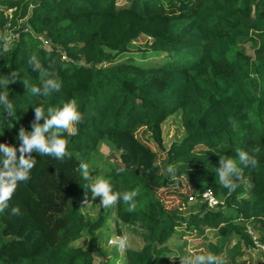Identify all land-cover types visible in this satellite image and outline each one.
Returning a JSON list of instances; mask_svg holds the SVG:
<instances>
[{
    "label": "trees",
    "instance_id": "1",
    "mask_svg": "<svg viewBox=\"0 0 264 264\" xmlns=\"http://www.w3.org/2000/svg\"><path fill=\"white\" fill-rule=\"evenodd\" d=\"M11 29L17 39L6 46ZM241 41H250L253 55ZM32 56L55 74L59 91L47 97L30 92L40 79L28 63ZM9 73L16 78L7 86L16 114L0 113V142L15 147L20 127L31 131L42 124L36 106L46 110L75 99L82 120L75 135L62 134L65 158L25 154L35 164L29 178L17 183L9 209L0 212V264H94V254L104 257L98 249L109 217L147 232L141 247L124 249L125 264H179L168 257L167 244L178 228L200 237L215 230L218 238H202L194 254L211 252L218 264H244L239 258L254 246L248 220L261 218L264 227V0H0V75ZM175 111L184 136L172 142L163 162L176 169L173 177L159 172L155 153L136 132L149 129L163 147L161 124ZM101 142L140 153L149 176L101 161ZM236 148L258 164L241 166L229 193L215 168L221 155L235 157ZM91 159L101 161L100 174L114 190H136L134 212L118 200L96 217L90 214L99 197L82 187L78 166ZM171 177L187 185L170 187L174 204L166 206L156 185ZM244 177L251 182L248 192ZM203 188L222 203L208 208L196 193ZM12 206L19 215L10 214ZM84 233L91 242L75 244ZM258 239L264 242V233Z\"/></svg>",
    "mask_w": 264,
    "mask_h": 264
},
{
    "label": "clouds",
    "instance_id": "2",
    "mask_svg": "<svg viewBox=\"0 0 264 264\" xmlns=\"http://www.w3.org/2000/svg\"><path fill=\"white\" fill-rule=\"evenodd\" d=\"M28 63L33 66L34 71H38L40 74L39 86L32 85L30 87V92L33 95L39 93L42 97H47L60 90V83L55 74L41 67L35 56H32ZM15 80L14 73H9L7 76L0 75V113L6 110L11 117L15 116L16 109L8 99L7 86ZM23 83L27 89L29 87L28 82L23 81ZM34 112L37 120L41 116L45 117L42 124H33L31 131H26L25 128L20 127L15 136V140H18L19 144L15 147L0 142V212L9 209L8 201L15 191L17 183L29 178L35 160L31 155L26 156L25 154L34 151L37 154L51 156L57 160L65 158L68 155L66 151L67 141L61 138L62 134L68 132L75 135L77 131L75 124L82 120L76 100L71 98L59 106H48L46 110L43 105L36 106ZM0 117L3 118L2 115ZM3 123L2 119L0 135H3ZM9 125L11 127V124ZM17 151L19 156L16 154ZM234 151L235 157L221 155L219 167L215 168L220 185L229 193L237 187L234 179L239 178L241 166L255 168L258 164L254 155L240 148H236ZM78 167L81 179L86 181L82 187L87 189V194H90L92 198L99 197L101 207L112 206L120 200L127 205V212L132 213L136 210L135 197L137 192L135 189L118 192L114 190L113 184L103 174H90L95 169L90 170L87 162L82 161ZM119 171L122 172L123 169H119ZM165 173L175 177L176 169L168 164L165 167ZM10 214L19 215L20 209L12 206ZM120 246L123 247V242ZM180 259L183 264H218V258L211 252L188 255Z\"/></svg>",
    "mask_w": 264,
    "mask_h": 264
},
{
    "label": "rangeland",
    "instance_id": "3",
    "mask_svg": "<svg viewBox=\"0 0 264 264\" xmlns=\"http://www.w3.org/2000/svg\"><path fill=\"white\" fill-rule=\"evenodd\" d=\"M118 2H123V0H118ZM16 39L17 35L11 29L6 33L4 43H6V46H10L11 43ZM143 41L144 39L137 42V44L142 43ZM47 42L48 40H44L42 43L44 47L49 48ZM240 46L246 54L253 55V49L251 47L250 41H241ZM136 136L140 140H138L139 142L148 145L150 151L155 153V163L159 165V172L165 173L163 162L165 163L167 159V149L172 144V142L180 141L184 136V130L180 123V112L175 111L174 113L170 114L161 124V141L163 147L159 146L156 141H154L150 134V130L145 127L140 128L136 132ZM98 147V151L102 155L101 161L106 160L107 162H110L112 165L117 166L120 169H139L149 176V167L145 164V158H143L140 153L129 149L127 147V144L114 146L109 142H101ZM96 157L98 158L97 155ZM101 161L97 160V163H95L94 161H92V159L89 160L88 164L90 170L95 169L93 170L92 175H94L95 173L100 174L101 170L99 168L101 167ZM167 176L170 175L167 174ZM149 178L150 181H152V177ZM243 181L245 182V189L248 192V189L251 186V182L247 177H244ZM162 185H164V187H162ZM186 185L187 184L185 182V179H172L171 177V179L169 178L168 180H166L164 184L159 183L158 180L156 187L158 191L160 189H163L162 194L165 192L163 195L165 205L172 206L174 204L173 200L175 199V196L168 194L167 191L170 189V187L180 190L183 187H186ZM198 191L199 190H197V192ZM219 199L222 203V198ZM194 201V198L191 199L190 205H193ZM87 203L89 204L90 202ZM111 207L112 206L104 208L101 207L98 200L97 202H95L91 209L88 208V211L93 217H96L97 214L103 213ZM222 208L225 211L230 210V208L224 204L222 205ZM186 210L188 211L189 207ZM261 224V218H251L247 222V232L250 237L256 241V244L253 247L246 249L244 254L239 258V260L244 264H264V249L259 246L264 242H261L258 239V237L264 233V227H262ZM102 231L103 234L99 242L98 250L104 253V257L102 258L94 254V264H102L107 260H112L109 261L108 264H125L123 260L124 249L126 247H141L148 239V235L145 230L126 223L114 221V219H111L110 217L106 222V227ZM123 237H125V239L121 241L120 238ZM202 238L206 240H216L218 238V234L215 232V230L206 229L204 237H200L195 232H185L182 234L180 228H178V230H176L167 241V244L171 251L170 254H168V257L174 261L179 262V264H183L180 258L188 256L190 252L194 254V249L197 247V243L201 241ZM91 240V237L84 233L83 237L77 240L75 244L87 245L91 242ZM111 240L112 242H110ZM121 242H123V247L120 246ZM234 242L235 239L233 238V241H231V243Z\"/></svg>",
    "mask_w": 264,
    "mask_h": 264
},
{
    "label": "built area",
    "instance_id": "4",
    "mask_svg": "<svg viewBox=\"0 0 264 264\" xmlns=\"http://www.w3.org/2000/svg\"><path fill=\"white\" fill-rule=\"evenodd\" d=\"M197 194L199 195L200 200L206 203L208 208H214L218 204L221 203V200L214 195V193L212 192V190L210 188H203V189L199 190L197 192ZM193 198H194L193 196H189V201ZM124 239H125V237L120 238L121 241H123ZM252 240H253L254 245H255L256 241L254 239H252ZM110 242H112V240ZM259 246L264 249V243L259 245Z\"/></svg>",
    "mask_w": 264,
    "mask_h": 264
}]
</instances>
